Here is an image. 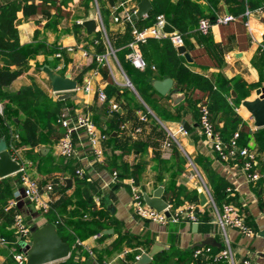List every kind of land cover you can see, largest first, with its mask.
<instances>
[{
  "label": "crops",
  "instance_id": "1",
  "mask_svg": "<svg viewBox=\"0 0 264 264\" xmlns=\"http://www.w3.org/2000/svg\"><path fill=\"white\" fill-rule=\"evenodd\" d=\"M140 1L0 0V8L10 3L21 6L25 3H33L37 6L36 14L25 16L23 9L17 13L21 44L38 41L62 49L60 52L62 56L56 55L60 59L56 68L50 66L46 54L41 52L29 60L24 73L4 87L3 91L14 94L30 88L32 90L28 92V96L34 99L37 90H42L58 102L59 114L66 112L73 118L79 114H86L97 124L99 131L107 135L102 142L104 147L102 161L96 160L83 131L75 135L78 153L71 158L66 159L57 154L55 141L51 145L40 144L36 147L23 144L17 146L16 151L10 150L12 157L25 164L28 172L43 188L49 182L54 183L49 210L39 209L25 199H22L18 207L13 210L23 217L30 231L32 227H41L50 223L48 213L51 209L55 211L65 198L72 194L79 179L76 170L84 167L88 174L85 179L86 185L83 187L84 195L91 203L103 202L104 209L109 215V225L102 233L83 239L78 238L71 245L70 255L56 262L120 264L125 260L127 253L136 252L137 256H141L158 245L159 250L152 255L150 262L154 260L156 254L171 251L172 259L169 263L174 264L178 251L194 248L195 244L208 237L215 238L223 247L226 236L216 223L211 201L213 198L219 207L225 203L236 205L246 215L247 224L254 231L252 236H247L236 228H228L227 236L233 248L235 264H239L245 258L250 259L253 264H264V175L257 181H249L239 157L223 160L213 150L211 142L203 135L199 123V106L202 102H208L207 95L199 100L197 98V100H188L186 91L175 79H172L171 87L166 95H163L165 98L157 102L163 117H159L145 103L147 113L142 109L134 108L125 98L124 89L129 77L116 53L126 46V42H123L125 33L137 27L133 23L134 15L127 19L124 17L125 13L138 10ZM150 1L153 9V1ZM158 1L165 5L169 2L178 3L181 0ZM191 1L198 5L202 11L201 15L210 16L214 21L209 32L210 40H205L200 34L198 23H195L186 34H182L184 45L193 58L192 63L186 62L193 71L207 76L218 85L220 83L226 85L227 98L241 119L234 131H245L246 127V132H249L247 147L256 153L259 158L256 168L263 173L264 126L255 125L254 116L244 103L258 98L264 89V80H261L260 71L254 64L255 56L264 49V0ZM226 14L234 15L235 19L228 23L215 21V17ZM116 16L120 21H115ZM88 19L97 21L96 30L91 34L83 25ZM146 54L152 64V70L155 75L158 74L157 52L155 49L152 53L148 50ZM97 55L108 56V62L96 60ZM112 56L122 70L125 82L111 61ZM53 58L54 56L48 57L49 60ZM66 58L69 62L62 73ZM2 66L0 60V67ZM49 67L61 75L70 73L71 78L77 80V89L54 92ZM11 68L16 69V66L13 65ZM156 78L164 80V77ZM112 82L119 86V90L110 99L101 100L100 92L107 94L108 85ZM133 91L143 102L134 85ZM65 93L71 95L60 98ZM6 104H10V99L0 101L3 110ZM177 109L181 113V120L173 116L177 113ZM116 112L121 114L123 120L118 130H114L112 125V118ZM142 113L147 114L146 121H141ZM2 114L0 113V116ZM150 115L161 126H158ZM213 116L214 124L219 128L218 132L221 136L230 137L231 115L219 111ZM16 119L20 122L19 118ZM184 122L190 126L189 130L184 128ZM137 126L141 127V132L135 133L134 129ZM11 129L13 138L16 134V126H12ZM61 130L63 131L62 128ZM246 135L244 132V139ZM14 141L18 142L19 138ZM143 144L145 146L141 149ZM29 152L35 157L46 156L48 153L55 157L56 171L51 175L40 173L37 169L38 158L35 160L29 158ZM190 160L194 168L190 165ZM114 171L120 174V178L116 181L112 178ZM131 173L139 176L138 180L134 178L144 193L152 196L159 186H163V198L168 203L174 207L185 206L191 202L198 203L201 207L198 213L203 214L209 210V219L198 224L197 230H194V223L189 221L159 224L140 218L135 213L131 189L125 180L133 177L126 176ZM16 175L19 176L15 173L0 178V183L3 185L13 183ZM69 178L72 180L70 186L66 182ZM63 183L66 190L60 188ZM12 188L15 194L21 189V185L17 186L15 183L12 184ZM201 193L207 197L206 205L200 203ZM123 235L128 237L123 250L108 255ZM132 235L149 240L151 249L147 251L143 247L135 246ZM0 238L4 239L0 240V264H15L12 256L16 246H19L18 236L13 222L8 223L4 215L0 217ZM31 239L30 235L29 242ZM72 254V258L68 260Z\"/></svg>",
  "mask_w": 264,
  "mask_h": 264
},
{
  "label": "trees",
  "instance_id": "2",
  "mask_svg": "<svg viewBox=\"0 0 264 264\" xmlns=\"http://www.w3.org/2000/svg\"><path fill=\"white\" fill-rule=\"evenodd\" d=\"M152 1L153 9L149 15L146 18L142 17L133 21L138 28L153 25L157 16L163 14L165 18L184 35L195 25V23L199 22L200 18L208 17L211 19L210 16L201 15L202 11H200L198 5L191 0H181L178 3L169 2L165 5H162L158 0ZM209 1L212 2L214 0ZM21 9H23L25 16L33 15L38 12L37 6L33 3H25L22 4V6L16 3H10L0 8V60L3 63V66L0 67V101L10 99V104L5 105L3 114L0 116V139L4 138L7 141L8 146H10L12 141L11 127L16 126V133L19 135V141H15V144L17 142L16 146H21L23 144L30 145L31 147H36L40 144L51 145L53 141H56L62 135L63 132L57 123V118L59 116L58 102L42 90H37L34 99H30L28 96V92H31L32 90L30 88H25L21 90L20 93L14 94H7L3 91L4 87L10 85L24 73L29 60L35 58L39 53L44 52L47 56V62L50 66L56 68L60 61L56 54L62 52L61 48L48 46L43 42L37 41L28 44L20 43L17 28V13ZM212 21L214 20L212 19ZM202 35L205 40H210L209 33ZM131 40L132 30L131 32L125 33V36L123 37V42H126L125 48H123V50H118L116 54L124 71L128 75L143 102L131 88L126 86L124 93L128 103L131 104L132 107L142 109L146 113L148 111L145 104H147L159 117H163V112L160 110L157 102L159 99L165 97L154 88L153 81L158 79L156 77H172L181 88L186 91L188 100H199L207 95V98H209L207 103L210 108L211 120L213 123L214 113L216 115V113L221 111L222 113L231 115L230 130L232 131V135L230 137L222 136L224 141L229 142L235 133L234 129L241 119L227 98L226 85L221 83L218 85L207 76L193 71L189 67L184 56L178 53L177 47L170 38H163L160 40L149 39L148 42L142 44L143 55L147 62V66L141 71L134 67L126 57L129 51L127 44ZM147 49L150 50L151 53L152 50L155 49L158 54L159 61L157 63V68L159 72L156 75L151 68L152 64L146 54V51H148ZM49 56H54L53 60H49ZM64 62L65 65L61 70L62 73H64L69 59L66 58ZM254 64L260 71L261 80H264V49L255 56ZM13 65L16 66V69L11 68ZM118 90L119 86H117V84L114 82L110 83L106 90L107 100ZM173 116L178 120L182 119L179 109H177V113H174ZM16 118H19L20 122H17ZM153 120L158 126H161L155 118H153ZM122 121L121 114L116 112L112 118L113 129L118 130ZM215 129L217 131L219 130L216 125ZM244 129L245 131L241 130L240 132V147L247 146V141H249V132H246V127ZM244 132L247 134L245 139L243 137ZM144 146L145 144L142 145L141 149H143ZM29 158L34 160L38 158L37 169L42 174L51 175L56 171V166L54 164L55 157L49 153L46 156L40 155V157H35L33 154H30ZM128 175L135 177L137 180L139 179V176L136 173L127 174L126 176ZM85 179L86 178H79L72 194L67 196L55 211L51 209L48 213V220L57 225L61 237L71 245H73L78 238L83 239L102 233V231L107 229V226L109 225V215L104 209L103 202L99 204L91 203L85 197L83 188L86 185ZM56 181L60 184L58 180ZM4 182H6V180ZM15 183L17 186L20 184V177L18 175L14 177L13 183H5V185L0 183V217L1 215H4L8 223L14 221V214L16 212V210L13 209L9 211L5 210L9 199L13 196L12 194H14L12 184L15 185ZM60 188L66 190L65 184L63 183ZM197 214L200 225L202 222L204 223L209 219L210 211L208 210L203 214ZM127 239L128 237L123 235L108 252V255L117 251H122ZM132 239L135 241V246L143 247L147 251L151 249V242L149 240L141 238L138 235H132ZM195 247L184 251H178L176 253V262L174 264L226 263L213 262L212 258L207 255L195 258L193 254ZM20 249L19 245L16 246L15 250L19 251ZM219 249L220 248H215V250ZM72 256L73 254L68 260L71 259ZM170 259H172V252L162 251L156 254L154 260L148 264H170ZM13 261L17 264L14 258ZM136 261V252L127 253L125 255V260L120 264H135ZM54 264H64V262L60 261ZM74 264L82 263L75 262Z\"/></svg>",
  "mask_w": 264,
  "mask_h": 264
},
{
  "label": "built area",
  "instance_id": "3",
  "mask_svg": "<svg viewBox=\"0 0 264 264\" xmlns=\"http://www.w3.org/2000/svg\"><path fill=\"white\" fill-rule=\"evenodd\" d=\"M137 10L125 13V18L130 19L132 15H135ZM115 21H120V18L116 16ZM235 19L232 14L219 15L215 17L217 23H228ZM168 22L163 14L157 16V19L153 25L138 28L134 27L132 29V40L127 44L129 51L127 53V59L132 63L137 69H145L147 62L144 58L142 52V44L148 42L149 39H163L170 38L176 47L184 45V38L179 30L175 29L174 32L168 33L164 31V26ZM213 21L208 17H202L198 22V30L206 35L210 32ZM61 57L62 54L58 52L56 54ZM96 60L100 62H108V56L97 55ZM99 97L101 100L105 101L107 96L104 92H100ZM199 123L202 128L203 135L211 142L213 150L219 155L223 160H228L232 157H239L242 162V167L246 173L249 181H257L260 179L263 173H261L256 167L259 162V158L256 153L252 151L249 147L239 146L240 131H236L229 142L224 141L221 134L215 129V125L211 120V112L207 102H202L199 106ZM0 113H3V107L0 105ZM141 121L147 120V114L142 113L140 115ZM58 125L63 129L62 135L55 141V147L57 154L63 158H71L76 156L78 153L77 144L75 141V135L80 131H83L88 138L91 150L94 152L95 158L98 161H102L104 158V147L102 145L103 140L107 138V135L102 134L97 124L86 114H79L75 118L69 116L68 113L63 112L59 114L57 118ZM135 133L141 132V127L137 126L134 129ZM19 135L16 133L13 135L10 146H8L9 151H16V144L14 140H17ZM264 162V155L262 156ZM190 165L194 168V164L190 160ZM20 185L21 189H18L14 196L9 199L6 206V211L16 209L19 202L22 199L28 200L29 202L35 204L36 207L44 211L50 208V196L54 190V183L49 182L43 188L40 182L33 177L27 170L25 164L21 163V169L19 170ZM76 174L79 178H86L87 171L84 167H80L76 170ZM113 180H118L120 174L118 171L112 173ZM126 182L129 184L131 189V194L133 198V207L135 213L142 219L156 222L159 224H169V223H179L181 221H189L191 223H198V210L201 208L198 203L191 202L185 206L174 207L172 204L168 203V206L159 211L156 208L150 206L145 198L143 190L138 186L134 177L126 178ZM230 190V188H229ZM209 191V197H210ZM213 205V212L216 223L222 229L226 236L225 245L219 250H215V246L205 245L196 246L194 249V257L197 258L202 255H207L212 258L213 262H228L230 264H235L234 253L232 245L227 236L228 228H236L241 233L252 236L254 231L249 227L246 221V215L241 212V210L233 203H225L222 207H219L211 198ZM169 212L168 215L166 212ZM14 228L18 236L19 243L24 240L29 242L31 231L28 224L25 222L23 217L15 212ZM0 240H4L1 239ZM80 244V241H78ZM13 258L17 264H27V255L21 249L19 251L13 252ZM140 256H137L139 259ZM239 264H253L248 258L243 259Z\"/></svg>",
  "mask_w": 264,
  "mask_h": 264
},
{
  "label": "water",
  "instance_id": "4",
  "mask_svg": "<svg viewBox=\"0 0 264 264\" xmlns=\"http://www.w3.org/2000/svg\"><path fill=\"white\" fill-rule=\"evenodd\" d=\"M152 9V3L150 0H141L138 4L137 13L133 16L134 19L147 15ZM89 34L93 33L97 27V21L95 19H88L83 22ZM175 27L167 22L164 26V31L171 33L175 31ZM177 51L180 55H183L187 62L192 63L193 58L187 51L185 45L177 47ZM51 85L54 92H68L77 89V80L71 78V74L67 73L61 75L56 71H53L49 67ZM172 77H166L164 80H154V88L161 94L166 95L169 88L171 87ZM127 85L133 87L131 81L127 78ZM70 93H65L60 98H66ZM251 111L255 119V125L258 127L264 126V89L258 98L253 101H246L244 103ZM16 121H18L16 119ZM186 130H189L190 126L187 122L183 123ZM43 152V151H42ZM21 169V163L12 157L11 152L8 149L7 141L4 138L0 139V178L10 176L18 173ZM67 185L70 186L72 180L66 179ZM164 187L159 186L153 193L152 196L144 193L146 202L161 211L168 206V202L163 198ZM201 205L207 204V197L204 193L200 194ZM170 214L168 211L166 212ZM194 230H197L198 223H194ZM109 231V230H106ZM31 241L26 242L22 240L19 245L23 252L27 255V264H50L62 259L67 258L71 253V244L65 241L57 229L55 223H47L41 227L31 228ZM212 245L215 247H221L222 244L217 242L215 238L208 237L194 246H205ZM159 250V246L155 245L149 253H143L137 260L136 264H148L152 260V255Z\"/></svg>",
  "mask_w": 264,
  "mask_h": 264
},
{
  "label": "rangeland",
  "instance_id": "5",
  "mask_svg": "<svg viewBox=\"0 0 264 264\" xmlns=\"http://www.w3.org/2000/svg\"><path fill=\"white\" fill-rule=\"evenodd\" d=\"M111 61H112V63L115 65V67L117 68V70H118L119 73H120L121 78H122V79L124 80V82H125V76H124L122 70H120V68H119V66L117 65V62H116V60H115V58H114L113 56L111 57ZM126 86H128L129 88H131V89L133 90V87H131V86H129V85H126Z\"/></svg>",
  "mask_w": 264,
  "mask_h": 264
}]
</instances>
